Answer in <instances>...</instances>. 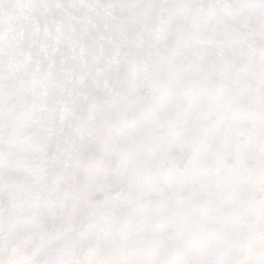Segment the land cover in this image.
<instances>
[{
	"label": "snow or ice",
	"instance_id": "obj_1",
	"mask_svg": "<svg viewBox=\"0 0 264 264\" xmlns=\"http://www.w3.org/2000/svg\"><path fill=\"white\" fill-rule=\"evenodd\" d=\"M0 264H264V0H0Z\"/></svg>",
	"mask_w": 264,
	"mask_h": 264
}]
</instances>
